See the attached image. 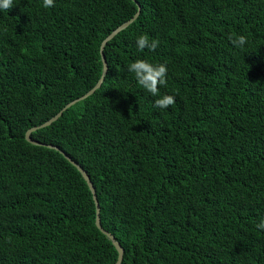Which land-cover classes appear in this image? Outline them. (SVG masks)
<instances>
[{"label":"trees","instance_id":"obj_1","mask_svg":"<svg viewBox=\"0 0 264 264\" xmlns=\"http://www.w3.org/2000/svg\"><path fill=\"white\" fill-rule=\"evenodd\" d=\"M42 3L0 10V264L116 262L81 174L25 133L94 87L137 6L101 87L30 137L85 170L121 264H264V0ZM137 59L166 65L157 96Z\"/></svg>","mask_w":264,"mask_h":264},{"label":"clouds","instance_id":"obj_2","mask_svg":"<svg viewBox=\"0 0 264 264\" xmlns=\"http://www.w3.org/2000/svg\"><path fill=\"white\" fill-rule=\"evenodd\" d=\"M13 7V0H0V10L7 11ZM42 7L45 9L54 7V0H43ZM230 41L235 47L242 48L247 43V37L238 35L235 38L229 36ZM158 41L153 40L149 43V38L146 35H140L136 40V45L139 50L145 47L154 50L158 46ZM128 71L134 73L137 83L152 96H157L159 93V85L167 84L166 75L167 67L164 64L153 65L145 60L137 59L128 65ZM173 95H164L162 98L154 101V106L165 109L175 103ZM256 228L264 230V219H261L256 224Z\"/></svg>","mask_w":264,"mask_h":264},{"label":"water","instance_id":"obj_3","mask_svg":"<svg viewBox=\"0 0 264 264\" xmlns=\"http://www.w3.org/2000/svg\"><path fill=\"white\" fill-rule=\"evenodd\" d=\"M140 12V7L137 6V12L134 14V16L129 19L128 21H126L125 23L121 24L120 26H118L113 32H111L101 43L100 45V56H101V62H102V73L101 76L99 78V80L97 81V83L94 85V87L92 89H90L85 95H83L82 97L77 98L76 100L71 101L70 103H68L67 105H65L55 116H53L52 118H50L48 121L44 122L41 125L32 127L30 129H28L25 133V139L27 142L33 144V145H38V146H44L47 147L49 149H53L58 151L60 154L63 155V157L71 164L73 165L78 172L81 174L82 178L84 179V181L86 182L89 191L92 194V198L93 201L95 203V226L98 230H100V232L102 234H104L108 240H110L111 244L113 245V247L115 248L116 252H117V259L116 262L114 264H121L122 259H123V254H124V250L121 247V245L117 242V240L113 237V235H111L109 232H107L106 230H104L101 226L100 223V208H99V204L97 201V197H96V192L94 189V186L91 182V180L89 179L87 173L85 172V170H83L76 162H74L69 156H67L64 152H62L58 147L54 146V145H50V144H44L41 142H38L36 140L31 139L30 135L32 132L44 128L48 125H50L51 123L55 122L63 113V111H65L66 109L70 108L72 105L76 104L79 101L84 100L85 98L89 97L90 95H92L97 89H99L103 83L104 77L106 76L107 70H108V66L106 63V59L104 56V48L106 46V44L108 43V41H110L115 35H117L120 31H122L123 29H125L127 26H129L132 22H134L136 20V18L138 17Z\"/></svg>","mask_w":264,"mask_h":264}]
</instances>
